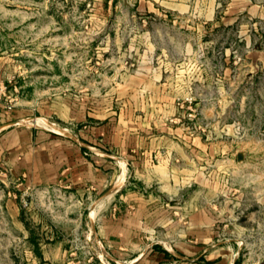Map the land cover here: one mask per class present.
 Segmentation results:
<instances>
[{
	"label": "rangeland",
	"instance_id": "rangeland-1",
	"mask_svg": "<svg viewBox=\"0 0 264 264\" xmlns=\"http://www.w3.org/2000/svg\"><path fill=\"white\" fill-rule=\"evenodd\" d=\"M136 3L0 0V81L8 85L7 103L12 98L9 114L15 109L18 125L70 136L88 155L97 147L79 136L90 125L83 114H92L97 124L106 114L114 117L111 122L121 114L136 117L138 96L160 93L170 64L191 80L200 67H212L205 89L197 85L174 97L176 113L167 121L196 131L211 120L223 129L226 146L187 153L196 162L182 173L205 180L180 183L176 205L205 206L210 200L227 256L235 255L236 264H264V68L253 80L247 65L252 50L264 56V18L240 14L232 27L213 28L200 14L207 12L204 5L182 20L186 30L179 22L172 25L184 39L173 31L176 38L166 40L164 23L153 24L155 15ZM202 90L208 96L198 102L195 94ZM43 104L55 113L46 116ZM203 109L211 114L206 123L199 117ZM35 117L58 130L35 123ZM237 151L244 155L240 161ZM120 163L124 171L107 170L106 185L95 190L85 184L27 187L21 178L0 176V264H124L102 246L96 229L113 198L112 185L121 177L131 180Z\"/></svg>",
	"mask_w": 264,
	"mask_h": 264
},
{
	"label": "crops",
	"instance_id": "crops-1",
	"mask_svg": "<svg viewBox=\"0 0 264 264\" xmlns=\"http://www.w3.org/2000/svg\"><path fill=\"white\" fill-rule=\"evenodd\" d=\"M223 4L220 14L219 7ZM204 5L207 12L200 14L213 28L232 27L240 14L253 20L264 18V0H137L136 9L153 13V24L164 23L168 30L164 37L172 40L176 38L174 32L177 33L171 29L172 25L179 22V27L186 30L182 20H187L189 11ZM179 33L184 39V32ZM152 35L162 39L156 33ZM251 52L247 65L250 77L255 80L264 68V56H258L257 49ZM172 54L170 50L169 56ZM167 68V80L158 83L160 93L143 92L138 96L136 117L125 118L121 114L111 122L109 119L114 117L106 114L101 124H97L91 121L96 120L92 114H83L84 122L90 125L79 136L97 147L88 155L82 154L83 146L79 147L70 136L16 124L12 119L17 116L15 109L9 114L0 103V176L21 178L27 187L60 183L80 188L85 184L86 189L95 190L106 185L107 170L124 171L120 163L123 161L131 180L124 183L121 177L119 183L117 179L112 185L113 198L96 227L99 241L113 258L125 259L124 264H236L235 255L227 256L223 240L217 236L216 212L210 200L205 206L192 201L176 205L182 196L178 192L180 183L205 180L192 178L189 172L182 173L190 171L189 167L196 162L187 153L201 150L205 153L226 146L221 139L223 129L211 124L207 109L199 117L204 123L210 120V124L202 130L188 131L184 123L167 121L176 113L174 97L195 91L197 85L205 89L212 76L208 70L213 68L200 67L196 80L179 73L185 69L171 64ZM207 96L202 90L195 94V100L203 101ZM43 112L46 116L55 113L51 104Z\"/></svg>",
	"mask_w": 264,
	"mask_h": 264
},
{
	"label": "built area",
	"instance_id": "built-area-1",
	"mask_svg": "<svg viewBox=\"0 0 264 264\" xmlns=\"http://www.w3.org/2000/svg\"><path fill=\"white\" fill-rule=\"evenodd\" d=\"M7 87L8 85L4 83L3 81H0V103L3 104L4 108L11 109L12 105H10L11 99H8V102L6 101V98H8L9 95H7Z\"/></svg>",
	"mask_w": 264,
	"mask_h": 264
},
{
	"label": "bare ground",
	"instance_id": "bare-ground-1",
	"mask_svg": "<svg viewBox=\"0 0 264 264\" xmlns=\"http://www.w3.org/2000/svg\"><path fill=\"white\" fill-rule=\"evenodd\" d=\"M33 121L35 122V123H37V124H41V125H43V126H45V127H51V129H54V130H58V127H56L55 125H53V124H50V123H48V122H46L45 120H44V118H41V117H35V118H33ZM122 164H124V162L122 163ZM122 168H123V166H122ZM124 170V169H123ZM102 204V203H101ZM101 204H98L97 206H95V208H93V209H91L90 210V212H91V217H93L97 212V210L100 208V207H102L101 206Z\"/></svg>",
	"mask_w": 264,
	"mask_h": 264
},
{
	"label": "water",
	"instance_id": "water-1",
	"mask_svg": "<svg viewBox=\"0 0 264 264\" xmlns=\"http://www.w3.org/2000/svg\"><path fill=\"white\" fill-rule=\"evenodd\" d=\"M236 157H237V160L240 161L243 159L244 155L241 151H237L236 152Z\"/></svg>",
	"mask_w": 264,
	"mask_h": 264
}]
</instances>
